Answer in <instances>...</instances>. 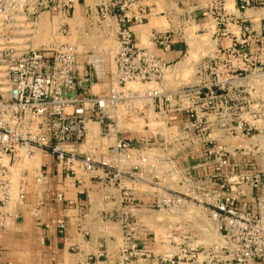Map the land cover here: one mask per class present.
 Segmentation results:
<instances>
[{
    "label": "built area",
    "instance_id": "2783aa9c",
    "mask_svg": "<svg viewBox=\"0 0 264 264\" xmlns=\"http://www.w3.org/2000/svg\"><path fill=\"white\" fill-rule=\"evenodd\" d=\"M131 1L101 3L96 13L98 24L109 18L113 9L117 10L115 45L83 46L87 58L84 71L79 74L72 44L34 45L38 14L45 10L56 15V32L66 34L73 0H0V231L11 215L9 205L21 202L27 192L24 180L15 184L10 170L36 169L38 165L33 164V159L35 152L40 151L53 156L58 170L80 169L89 174L102 170L104 181L121 191V200H131L134 190L145 182L150 195L154 194L151 209L156 214L195 204L198 198L191 192L201 189L203 202L200 203L216 220L212 241L202 243L182 229L169 233L163 230L159 234L150 230L144 238H151L158 248L141 247L131 211H125L119 218L123 235L117 264H264V192L261 191L264 169L247 168L245 163L241 169H233L231 163L236 156L254 159L261 150L258 142L249 140L253 137L251 131L261 130L255 120L258 122L262 111L260 103H256L257 114L246 118L241 114L242 107H238L235 116L231 111L237 106L228 104L231 91L238 95L251 92L246 80H256L261 74L256 70L247 74L245 70L250 65L256 68V64H261L260 56L236 45L227 50L215 48L206 59L207 69L220 63V75L210 70L204 73V78L210 79L205 83H200L201 77L194 85L166 90L162 81L171 62L157 50L162 54L171 51L174 40L169 32L154 30L146 45L137 43L133 25L145 19V11L128 15L125 10ZM239 1L238 13L259 3ZM222 9L227 16L225 24L239 25L245 21V17L235 15L230 7L224 8L222 4ZM240 44L264 46L253 37L242 39ZM110 58L114 70L107 67ZM104 76L109 81L108 88L94 93L93 83ZM128 82L140 87H126ZM150 83L156 86H143ZM252 92L256 93L254 89ZM142 100L149 102L158 129H163L169 119L177 122L174 125L195 126L192 136L197 144L186 152L182 162L172 160L171 170H165V175L168 171L170 176L177 177L174 181L189 193L167 189L164 183L159 186V178L150 175L151 170L146 171L147 179L141 174L145 170H138L146 167L148 157L133 147L129 134L134 131L130 125L136 116L144 114L135 105ZM201 108L206 111L202 112ZM90 121L99 124L98 135L105 145L94 152H79L77 147L85 143ZM200 123L207 126L205 134L198 130ZM152 136L153 133L148 138ZM193 154L201 157L199 168L210 165L213 172L201 176L188 174L187 157ZM40 179L41 174L36 181ZM153 179H157V186H151L155 184ZM126 182L130 187H126ZM61 197L57 195L58 199ZM57 226L63 228V220H57ZM82 264L91 263L86 260Z\"/></svg>",
    "mask_w": 264,
    "mask_h": 264
},
{
    "label": "crops",
    "instance_id": "0c3cea01",
    "mask_svg": "<svg viewBox=\"0 0 264 264\" xmlns=\"http://www.w3.org/2000/svg\"><path fill=\"white\" fill-rule=\"evenodd\" d=\"M73 1V11L67 20L66 34L56 32L58 28L56 15L45 10L38 14L34 45L39 47L49 43L64 42L72 44L77 53V72L82 74L87 58L83 46L94 44L90 38L92 35L94 38L103 35L108 41L113 40L111 46L115 45L117 10L113 9L109 18L98 24L97 10L106 0ZM205 1V7L208 5L210 7L213 0ZM222 2L224 8L228 4L234 14L245 17V21L239 22V25L230 22L218 23L214 19L208 21V25L213 27L212 36L215 35L214 41L217 46L236 45L239 49L247 50L252 46H246L240 42L244 38L252 37L258 38L264 44V0H255L259 2L257 6L253 5L239 13L237 11L239 0H222ZM179 3V0H132L125 10L128 15L137 14L142 9L145 11L143 23L133 25L134 38L141 46L144 45L142 44L143 32H147V42L154 30L169 32L174 40L172 50L164 54L157 50V53L173 62L171 65L178 62L175 60L180 58L184 47L181 40L176 39L175 36L180 29L179 21H175L177 15L181 13L178 8ZM209 12H211L210 9ZM157 21L160 22L161 27L157 25ZM215 31L222 33H215ZM96 44L100 45V42L97 41ZM256 49L254 52H249L253 54L257 52L262 63L264 59L261 57L264 50L260 48L259 50L262 51L258 52L257 47ZM107 67L111 68L110 63ZM105 79L106 76L93 83L94 93H101L108 88V86L106 88ZM107 83L109 84V81ZM253 89L256 92L255 86ZM145 104L148 107L141 115L142 118L149 116L152 111L149 102ZM256 121L255 123L258 124ZM99 130V124L90 121L87 139L85 143L77 147V151L94 152L102 146L104 142L98 135ZM139 131L129 134L133 143L134 140L138 142V139L148 138V133ZM199 156V154H193L187 157L188 166L185 171L198 176L212 173L213 166L198 167L201 162ZM33 161V164L38 165L36 169L10 170L15 184L20 179L24 180L27 192L21 202H12L8 207L11 215L0 231V264H82L86 260H90L91 264H117L119 245L123 235L119 218L125 211H131L133 227L140 234L138 245L144 248H158L155 242L150 241L151 238L148 237V240L144 238L146 234L148 235V231L155 227L151 214L156 216V212L152 210L151 198L154 194L150 195V189L145 182L140 183L134 190L135 194L131 200H121V191L113 184H107L104 181L102 170H98L95 174H89L80 169L74 172L58 170L53 156L48 152L36 151ZM231 163L233 169H241L244 163L247 168L259 167L256 158L252 159L251 156H236ZM39 168L41 170H38ZM158 171V185L161 186L165 170ZM39 174L41 179L37 182L36 177ZM143 177L149 178L146 175ZM126 187H130L128 182ZM261 191L264 192V186ZM58 194L62 195L60 199L57 198ZM57 220H63V228L57 226ZM157 223L160 222L157 220Z\"/></svg>",
    "mask_w": 264,
    "mask_h": 264
},
{
    "label": "rangeland",
    "instance_id": "374dc122",
    "mask_svg": "<svg viewBox=\"0 0 264 264\" xmlns=\"http://www.w3.org/2000/svg\"><path fill=\"white\" fill-rule=\"evenodd\" d=\"M179 1L180 3L178 8L180 9L181 13L180 15H177L175 21H179L180 29L176 32L175 36L176 39L181 40V43L184 45V47L180 58L175 60L178 62L169 66L165 71L162 85L166 90L194 85L199 80H201V77L203 78L200 83H205L210 79L206 80L204 78V73H209L210 70H212L213 74L218 73L220 75L222 72L220 63L212 65L209 69H207L208 63L206 62V59L208 56L212 55L215 48L221 47L225 50L229 48L222 45H220V47L217 46L214 41L215 35L212 36V32H214L212 30L213 27L207 23L211 19H214L218 23L226 22L227 16L224 14L222 9V0L212 1V5L210 7L209 5L208 7H205V0ZM226 7H229L228 4H226ZM209 9L211 12H209ZM206 12L207 14L205 15ZM206 17L209 18L206 19ZM156 23L158 26H160L159 21ZM216 32L222 33L221 31H215V33ZM90 38L95 45H97V41H99L100 45L103 47L113 44L112 39L108 41V39H106V37L103 35L96 38H94V35H92ZM146 42L147 32H143L142 44L145 45ZM214 44H216L215 47ZM258 48L264 50V46L258 45ZM248 50L254 52L256 47L252 46V48H248ZM262 50H258V52H261ZM261 59H264V51H262ZM109 63L111 69L114 70V65L111 58L108 60L107 66ZM256 66L257 67L254 68V64L250 65L249 68L245 70L247 74L250 72L253 73L254 70H256L254 72L261 74L260 77L256 78V80H246V87H250L253 90V87L255 86L256 93H253L251 90L250 93L247 92L238 95L237 93L231 91L228 96V104L233 108L237 106L236 110L231 111L235 113V116L239 113L238 107H242L243 110L241 114L242 116L246 117L256 113L254 112L256 109V107L254 108V104L260 103L262 116L258 120V126L261 128V130L257 131L252 129L253 131H251V135H253V137L249 141L252 140L259 143L261 150L258 151V153L255 155V158L259 163L258 165L264 169V61H262L261 64H256ZM204 68L206 71H204ZM107 81L108 80L106 78L104 80L106 83V88L109 85ZM234 85H237V83H234ZM234 85L230 84L229 86L232 87ZM143 86L152 87L156 86V84L150 83ZM126 87L139 88L140 84L128 82ZM145 102V100L138 101L135 105L137 108H139V110L141 109L146 112L148 106L145 104ZM208 106H210V104H208ZM201 111L205 112L206 110L205 108H201ZM142 114L143 113H139V115L136 116L135 121L133 125H130V128L134 130L133 132L140 130V133L144 132L146 134L148 133L149 135L153 133V136L143 140L138 139V142L134 140V143H132L134 148L138 149L139 151H144L148 157V163L146 167H138V170H145L143 173H141L144 175L147 173V170H151L150 175H154L159 178L157 174L158 170H171V161H177L178 163L182 162L186 152H188L192 146L197 144V141H195L192 136V131L195 132V126H191L189 123L186 126L182 124L174 125L177 122L169 119V123H167L163 129H158L156 122L152 118V113L149 114L148 119H143L142 117L140 118V115ZM169 115L170 114H168L166 117L168 118ZM197 127L202 134H205L207 129L205 123H200ZM247 143L248 141H244L245 146L248 145ZM153 170L156 171L154 172ZM162 178V182L165 184L167 189H174L184 193H189V191H185L184 188L177 185V182L174 181L177 179V177H174L173 175L170 176L168 171H166V175ZM153 182H155V184L153 183L154 185L151 184V186H157V179H153ZM154 189L155 188H151V190ZM200 192V188H197L195 192H191V194L193 193L194 195H197L198 198V201H196L193 205H183L179 208L172 209L170 213L166 214L157 213L156 216H154L155 214H151L153 215L151 218L155 222V227L152 229L156 233L163 230H166L167 233H169L168 231H177L182 229L187 230L188 233L191 232L196 236L195 239L202 243H208L212 241V239L215 237L213 234L216 228V220L212 218L206 207L200 203L203 202V197L201 196ZM157 220L161 224L157 223Z\"/></svg>",
    "mask_w": 264,
    "mask_h": 264
}]
</instances>
